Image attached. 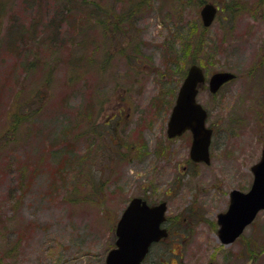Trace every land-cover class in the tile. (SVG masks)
Segmentation results:
<instances>
[{
    "label": "rangeland",
    "instance_id": "1",
    "mask_svg": "<svg viewBox=\"0 0 264 264\" xmlns=\"http://www.w3.org/2000/svg\"><path fill=\"white\" fill-rule=\"evenodd\" d=\"M93 3L0 0V264H105L136 197L168 205L169 237L143 264H264V210L219 239L230 193L250 190L263 155L252 102L199 93L216 126L210 165L191 160V134L168 137L191 65L207 78L250 70L264 0ZM206 3L219 8L208 27Z\"/></svg>",
    "mask_w": 264,
    "mask_h": 264
},
{
    "label": "water",
    "instance_id": "2",
    "mask_svg": "<svg viewBox=\"0 0 264 264\" xmlns=\"http://www.w3.org/2000/svg\"><path fill=\"white\" fill-rule=\"evenodd\" d=\"M216 14V6L206 4L201 10L204 26H210ZM233 77L226 72L215 73L210 79L211 92L217 93ZM204 82L203 70L198 65L191 66L172 110L168 137L175 138L190 131L193 136L191 159L210 164L212 131L206 127L207 111L197 102L198 87ZM252 172L254 181L251 189L248 192L233 190L227 212L218 216L219 239L225 245L239 238L259 212L264 210V152L262 160L253 166ZM166 211V202L150 206L142 198H133L117 223L115 247L109 251L105 264H141L150 246L168 237L167 229L162 227Z\"/></svg>",
    "mask_w": 264,
    "mask_h": 264
},
{
    "label": "flooded vegetation",
    "instance_id": "3",
    "mask_svg": "<svg viewBox=\"0 0 264 264\" xmlns=\"http://www.w3.org/2000/svg\"><path fill=\"white\" fill-rule=\"evenodd\" d=\"M261 48H263L262 52H261ZM252 52L255 54L256 60L255 62H252L251 64L246 65V67L248 66L250 67V70L246 71L244 69L242 71H237V70L222 71V72H229L235 75V77L234 79L226 82L219 89V91H224V90L225 91H242L240 103L248 105L250 102H252V111H253L255 125H257V128H259L258 136L263 142V150H262V154H263L264 152V45L260 46L258 49ZM229 85H233L235 86V88L229 90L228 89ZM205 88H206V84L201 86L200 91H202ZM178 91H180V87ZM262 109L263 111L261 112ZM244 114L245 113H243L241 117L244 116ZM209 118H210V115L208 113V120ZM208 120H207V127L212 130V141H213V138L216 136V126L214 125V122L208 125ZM244 120H247V119L242 118L240 120L243 123L242 125H245ZM257 128H254V129H257ZM184 134H191V132L187 131ZM198 164H202V163H198Z\"/></svg>",
    "mask_w": 264,
    "mask_h": 264
},
{
    "label": "trees",
    "instance_id": "4",
    "mask_svg": "<svg viewBox=\"0 0 264 264\" xmlns=\"http://www.w3.org/2000/svg\"><path fill=\"white\" fill-rule=\"evenodd\" d=\"M91 4H93V7H92V8L90 7ZM99 5H100V3H99ZM85 6H86V8H84V9H91V10H94V9H96V8L98 7V4H97V3H93V0H92V1L89 0V5H85ZM95 6H96V8H94ZM78 8H79V6H77V7H76V6H73V7H69L68 10L70 11V10L72 9V10L74 11V10H76V9H78ZM81 9H82V8H81ZM81 9H80V10H81ZM78 11H79V9H78ZM83 13L85 14L86 11L83 12ZM93 22H94V20H93ZM84 32L86 33V30H85ZM92 63H93V62H91V64H92Z\"/></svg>",
    "mask_w": 264,
    "mask_h": 264
}]
</instances>
